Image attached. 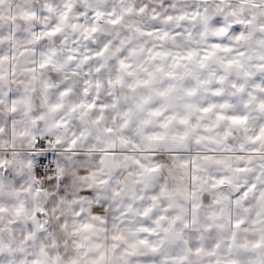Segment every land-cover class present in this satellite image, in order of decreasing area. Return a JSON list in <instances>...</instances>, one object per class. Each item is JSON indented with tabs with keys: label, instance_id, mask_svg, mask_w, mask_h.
Returning a JSON list of instances; mask_svg holds the SVG:
<instances>
[{
	"label": "clouds",
	"instance_id": "obj_1",
	"mask_svg": "<svg viewBox=\"0 0 264 264\" xmlns=\"http://www.w3.org/2000/svg\"><path fill=\"white\" fill-rule=\"evenodd\" d=\"M0 264H264V0H0Z\"/></svg>",
	"mask_w": 264,
	"mask_h": 264
}]
</instances>
